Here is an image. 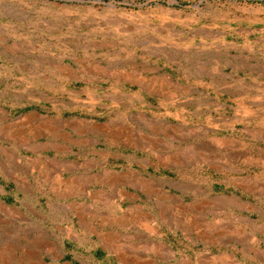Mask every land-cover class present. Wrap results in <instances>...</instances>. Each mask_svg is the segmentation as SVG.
I'll return each instance as SVG.
<instances>
[{
    "label": "rangeland",
    "instance_id": "obj_1",
    "mask_svg": "<svg viewBox=\"0 0 264 264\" xmlns=\"http://www.w3.org/2000/svg\"><path fill=\"white\" fill-rule=\"evenodd\" d=\"M96 1L0 0V264H264V0Z\"/></svg>",
    "mask_w": 264,
    "mask_h": 264
},
{
    "label": "bare ground",
    "instance_id": "obj_2",
    "mask_svg": "<svg viewBox=\"0 0 264 264\" xmlns=\"http://www.w3.org/2000/svg\"><path fill=\"white\" fill-rule=\"evenodd\" d=\"M7 135H9V134H7ZM59 140V139H58ZM53 147V146H52ZM1 148V147H0ZM2 150V149H1ZM2 151H4V150H2ZM10 157V156H9ZM43 167H45V166H43ZM69 168V167H68ZM40 170H42L41 168H40ZM114 176V175H113ZM53 180V179H52ZM51 180V181H52ZM69 180V179H68ZM71 180V179H70ZM98 182H103L104 184H107V186H109L111 189L112 188H115L117 185H119V183H121V179L120 178H117V177H110V175L107 177V176H105V178H103L102 177V181H100V179H96ZM140 181V180H139ZM143 181V180H142ZM139 182V184L141 185V186H145V183H144V181L143 182ZM67 182V181H66ZM68 183V182H67ZM120 186V185H119ZM74 190V189H73ZM118 190V189H117ZM76 192H78V190L76 191ZM158 192H160V191H158ZM157 192V193H158ZM79 193V192H78ZM164 196H165V198H169V197H171L170 195H166V193L165 194H163ZM157 196V195H156ZM239 199V198H238ZM238 199H235V198H228V197H225V198H220V199H214V200H218L217 202H215V203H213V204H216L215 206H218V207H223V204L224 203H226V204H229L230 206H235V207H238V208H243L244 206H243V204L242 203H240L239 202V200ZM4 207H6V206H0V208H4ZM135 208V207H134ZM142 211V210H141ZM127 217V216H126ZM252 228V227H251ZM256 228V227H255ZM263 229H264V227H263ZM264 232V231H263ZM111 242V241H110ZM111 244H113L112 242H111ZM152 245V244H151ZM108 247H109V245H108ZM111 247H113V246H111ZM156 247H158V246H156L155 244H153L151 247H150V249L152 250V249H156ZM158 249H159V247H158ZM162 250H167V252H169L168 251V249H162ZM119 251V250H118ZM7 253V254H6ZM5 254L3 253H1L0 255H4L6 258L8 257V255H9V253L8 252H6ZM122 255V254H121ZM60 256V255H59ZM58 256V257H59ZM168 256H171V254L169 253V255ZM57 257V256H56ZM54 257V259L55 260H59V258L57 257ZM36 257H35V255H30V264H36L35 263V259ZM223 258H225V257H223ZM7 261V260H6ZM42 264H43V262H42ZM84 264H87V263H84Z\"/></svg>",
    "mask_w": 264,
    "mask_h": 264
},
{
    "label": "water",
    "instance_id": "obj_3",
    "mask_svg": "<svg viewBox=\"0 0 264 264\" xmlns=\"http://www.w3.org/2000/svg\"><path fill=\"white\" fill-rule=\"evenodd\" d=\"M96 2L99 3L100 1L97 0Z\"/></svg>",
    "mask_w": 264,
    "mask_h": 264
}]
</instances>
